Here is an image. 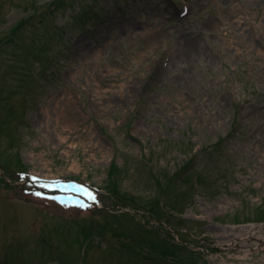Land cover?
<instances>
[{
	"label": "rangeland",
	"instance_id": "1",
	"mask_svg": "<svg viewBox=\"0 0 264 264\" xmlns=\"http://www.w3.org/2000/svg\"><path fill=\"white\" fill-rule=\"evenodd\" d=\"M0 264H264V0H0Z\"/></svg>",
	"mask_w": 264,
	"mask_h": 264
},
{
	"label": "bare ground",
	"instance_id": "2",
	"mask_svg": "<svg viewBox=\"0 0 264 264\" xmlns=\"http://www.w3.org/2000/svg\"><path fill=\"white\" fill-rule=\"evenodd\" d=\"M251 229H252V227L249 229V232H248V234H249L250 232H252V231H251ZM251 234H252V233H251Z\"/></svg>",
	"mask_w": 264,
	"mask_h": 264
},
{
	"label": "snow or ice",
	"instance_id": "3",
	"mask_svg": "<svg viewBox=\"0 0 264 264\" xmlns=\"http://www.w3.org/2000/svg\"><path fill=\"white\" fill-rule=\"evenodd\" d=\"M92 199H95V197L93 196ZM84 206L86 207L87 205H84Z\"/></svg>",
	"mask_w": 264,
	"mask_h": 264
}]
</instances>
